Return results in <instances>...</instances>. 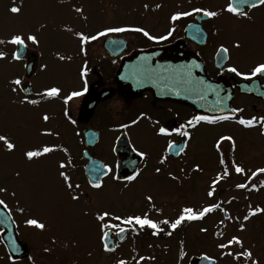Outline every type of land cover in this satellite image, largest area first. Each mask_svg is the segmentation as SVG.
I'll return each mask as SVG.
<instances>
[{"label":"flooded vegetation","instance_id":"flooded-vegetation-1","mask_svg":"<svg viewBox=\"0 0 264 264\" xmlns=\"http://www.w3.org/2000/svg\"><path fill=\"white\" fill-rule=\"evenodd\" d=\"M228 0H178V4H182L177 8V12L191 11L194 8H203L211 11H217L219 15L214 18H206L200 13H194L188 17H182L176 22H171V28L174 29L172 34L168 36L165 31L160 36H167V39L149 40L142 33L133 32L128 38L119 35V33H108L102 36L100 45L96 46V51L91 53V43L84 45V52H80V64L70 71L67 78H64L58 84H43L38 85L36 79L39 75H43L46 68L39 64V53L36 47L31 45L26 48L25 56L14 61L11 59V54L6 53L12 61L9 67L4 69V76L0 84V102L4 105L16 108L20 111L21 107L25 109L32 117L38 118V140L30 148H18L22 160L32 164L26 170V174L35 172V166L39 167V161L63 160L66 170L75 174V185L79 184L80 192L85 191L98 192L100 190H111L116 194V203L104 207L100 212L108 211L113 216L127 217L131 215H143L148 213L149 218L159 221L160 218H166V212L158 204H144L135 206L134 194L132 186L142 176L143 169L146 163L152 167L155 174L173 177V170L177 171L178 176H182V171L185 167H191L193 174L209 177V183L217 175L222 172L225 166H229L230 175L223 179L218 186V199L223 198L221 207L230 215L231 219H226L224 212L217 210L220 216V222L217 226L211 224L206 231V237L203 243L199 244L198 234L195 236V243L190 249L186 244L177 239L178 235L182 234L181 229H176L171 236L165 233L170 230L168 226L161 224L164 229L157 236H152L150 229H143L139 234H134L132 231L123 233V239L116 236L117 229L110 230L109 246L115 248L112 253H107L103 250V244L100 240V224L102 222L96 220V215L99 212H94L93 216L97 223L99 235V254L100 261L97 264H116L118 259H124L128 264H136L141 256L154 257L140 262V264H172L168 263L167 253L170 247L165 244L166 239H176L178 245L176 261L174 264H189L191 259H195L194 264H208V261L202 260V255H208L216 260V264H237L231 256L219 255L215 256L211 253L215 245L214 242L222 241L226 243L232 236L240 237L244 246L250 248L253 252V259L259 261V264H264V255H260L256 248L258 240L257 228L246 229L240 231V225L247 221L243 217L249 210V205L252 208L259 207L255 194L257 191H248L245 189H237L238 183H245L251 172L258 168H264V135H261L259 125L254 128H244L235 123L237 118H251L253 116H264V77H255L252 80H244L236 76L234 73L228 72L226 69L230 66H235L241 72H248L255 64L264 62V6L255 9H249L246 6L244 11L248 12V18L233 16L223 9L226 7ZM191 25V32L188 38H184L185 29ZM150 33V32H149ZM107 38H121L125 41V49L118 56H110L103 48V42ZM177 43L179 50L190 51L196 55L204 75L212 82H217L227 87L232 95L230 97V109H241L237 113H228L233 119L224 120L215 124H206L201 122L194 128H187L190 132V139L181 137L175 133L170 136H158L156 130L163 126L168 129L178 127L180 124H185L187 120L198 115L191 109L175 102L167 100L155 99L151 92L141 91L133 93L131 90L121 87V84L116 79V72L123 58L130 56L132 53L149 48L168 46ZM239 43L240 47L235 48L233 45ZM123 43L118 42V47ZM90 46V47H89ZM221 46L228 49L227 59H223L219 53ZM120 48V47H119ZM175 57V56H173ZM177 58V55H176ZM34 62L33 68L29 74L26 73L25 66ZM86 64L87 75L83 78L80 76L81 68ZM20 79L21 85L16 86L11 84L14 79ZM98 84L96 85V83ZM87 87V91L82 96L74 97L67 105L64 103V97L68 96L73 91H82ZM96 85L92 88L91 86ZM242 86V87H241ZM16 87L17 91L13 92L12 88ZM57 87L61 91L54 99L44 98L38 95L45 89ZM112 91V95L104 100H100L93 104L94 96L102 92ZM105 94V93H104ZM27 96L28 99L39 101L36 105L21 103ZM81 108L90 110V117L86 123L78 121V113ZM65 112L68 115H65ZM48 115L49 120L45 122L42 117ZM137 121L133 124L132 121ZM127 124L129 127L122 128L121 125ZM201 130L209 133L207 142L197 139V135ZM45 131H50L53 135H43ZM91 132L90 139L87 132ZM220 136H231L235 141V151L232 150V145L229 141H223L220 144V151L217 152L215 143ZM73 141L76 142V147H73ZM122 146L126 143L129 147V155L133 159L137 155L132 152L135 147L138 151L145 152V158L139 157L135 163L133 173L139 172L137 178L133 181H128L121 178L119 175V166L125 161L119 156L115 149L117 142ZM169 141L183 147L184 142H187L185 151L180 155H175L174 150L166 151ZM45 145L57 146L55 152L49 153L46 156H41L33 161H27L24 152L34 150ZM142 145V146H140ZM207 145L210 149L208 161L197 163L195 156L197 150ZM144 147V149L142 148ZM167 155V160L164 164H160L161 156ZM223 156L225 165L220 164V158ZM89 158L107 165L111 169L107 175L100 179L102 187L100 189L91 188L86 176L85 167L89 162ZM242 166L245 169V175H239L231 169V164ZM199 165L200 171H195ZM44 170V167H39ZM160 168V173H156L155 169ZM103 173L104 169H99ZM24 175V174H23ZM190 176V175H189ZM113 177H116L115 179ZM177 177V175H175ZM22 181H26L28 185L34 184L33 177L27 178L21 176ZM264 181V174H259L250 181V184L259 185ZM223 185L222 187H220ZM1 187V185H0ZM264 187H259V190ZM242 191L244 194L237 196L236 192ZM176 197L179 194L176 192ZM85 193V197H88ZM169 195L167 199L171 198ZM2 199V193H0ZM231 200L230 203L227 201ZM264 201V199H263ZM264 204V203H263ZM173 207V201H171ZM7 210V209H6ZM238 218V219H237ZM249 221V220H248ZM14 229V223L11 220ZM109 223L118 224V221L109 220ZM223 222V223H221ZM121 227H125L121 225ZM0 227V234L3 232ZM15 233V229H14ZM222 233V235H221ZM196 234V232L194 233ZM192 235V237L194 236ZM224 235L228 236L224 240ZM19 245H26L27 252L18 259H12L8 250L1 240L0 242L5 248L6 255L10 260V264H50L54 260L49 259L47 252L32 251L30 247L17 238ZM169 244H172L170 242ZM220 244V243H219ZM220 251H239L238 246H233L230 249H220ZM181 250L185 253L181 259ZM250 264V262H249Z\"/></svg>","mask_w":264,"mask_h":264},{"label":"rangeland","instance_id":"rangeland-1","mask_svg":"<svg viewBox=\"0 0 264 264\" xmlns=\"http://www.w3.org/2000/svg\"><path fill=\"white\" fill-rule=\"evenodd\" d=\"M158 4L161 7L157 8ZM145 5L148 7L145 8ZM181 5L178 4V0H0V39L6 41L14 34L36 35L39 40V44L36 45L39 64L46 68L43 75L37 77L36 83L58 84L67 78L72 68L81 63L80 42L74 35L75 32L92 36L112 27H141L150 32V35L160 36L170 30V16L177 12ZM13 6L20 8V11L11 13L9 9ZM77 7L82 9L81 13L74 11ZM66 28L73 31L68 32ZM132 33L127 31L119 35L128 38ZM101 39L102 36L89 42L91 53L97 50L96 46L100 45ZM13 50L14 45L0 44V51L5 54H10ZM59 56H64L65 59L60 60ZM11 61L6 55L5 59L0 60V84L4 69L11 65ZM38 127V118L32 117L23 107L18 111L0 102V135L6 136L16 146L9 152L3 146V142H0V185L7 189L2 193V199L8 206L7 212L14 223L15 235L32 251L47 252L49 259L54 260L50 264H97L101 257L98 250V226L93 214L100 213L107 205L115 204L116 194L111 190L85 191L82 194L78 188L74 194L79 195V200H71L58 173L65 171L73 185L75 174L66 169H59L62 159L51 162L39 161V167L43 166L44 170L35 166V172L26 174V170L32 164L22 160L23 156L20 155L18 148H30L37 142ZM208 136L207 131L201 130L197 139L207 142ZM73 147H76L75 141ZM209 152L207 145L197 150L195 162L208 161ZM168 173L177 175L176 179L155 174L149 162L146 163L142 176L132 186L135 206L148 204L145 197L151 195L153 202L166 212V218L163 219L171 221L176 218L182 207L199 208L210 203L223 202L224 194L223 198L221 196L218 199L220 194L218 186L215 195L212 198L207 197L209 177L201 176L199 173L193 174L190 166L185 167L182 176H178L179 173L175 170ZM21 176L29 179L33 177L34 184L29 186L26 181L21 180ZM176 192L179 198L176 197ZM85 193L90 195L85 197ZM172 194L174 196L167 199ZM242 194H244L242 191L236 192L237 196ZM255 196L258 206L264 209V188L258 190ZM19 209L24 211L21 212ZM31 218L44 223L45 229L28 226L25 221ZM163 219L160 218L159 221ZM219 222L220 216L217 211L207 215L203 220L185 222L177 228L182 230L177 239L192 249L197 234L200 236V245L206 238L201 237L205 236L206 232H201L200 229L205 228L208 231L211 224L215 227ZM244 226L246 229L253 227L259 229L256 248L260 255H264V212L252 216ZM226 237L228 236L224 235V240ZM164 240L170 247L167 253L168 263L174 264L178 247L176 239ZM170 242L172 244H169ZM221 242H214L211 253L215 256L224 252L217 247ZM0 264H10L1 242Z\"/></svg>","mask_w":264,"mask_h":264},{"label":"snow or ice","instance_id":"snow-or-ice-1","mask_svg":"<svg viewBox=\"0 0 264 264\" xmlns=\"http://www.w3.org/2000/svg\"><path fill=\"white\" fill-rule=\"evenodd\" d=\"M245 6L249 9H255V8L260 7V6H264V0H228V3L226 5V7L223 9V11H225V12H227L233 16H236V17L248 18V12L243 10ZM147 7L148 6L145 5V8H147ZM156 7L159 8L161 6L158 4V5H156ZM9 11L11 13H18L20 11V8L13 6L9 9ZM74 11L77 13H81L82 9L77 7L74 9ZM194 13H200L204 17L209 18V19L217 17L219 15V13L217 11H211V10H207V9H203V8H194L191 11H183V12L173 13L170 16V21L174 23V22L180 20L182 17H188V16L193 15ZM189 27H191V25ZM65 30L68 32L73 31L71 28H66ZM173 30L174 29H170L168 31L167 35L170 36L172 34ZM127 31L142 33L143 36L147 37L149 40L167 39V36L154 37V36L150 35L148 31L144 30L141 27H133V28L112 27V28H107L104 31L98 32L96 35H92V36L85 35L82 32H75L74 35L78 38V40L80 42V51L84 52L85 51L84 45L89 43L90 41L98 39L100 36H106L108 33H121V32H127ZM27 42H30L32 45H38L39 44V40H38L37 36L33 35V34H27V35L14 34L10 37V39H8L6 41L0 39V44H10V45L16 46V51L12 52V54H11V59L14 61H18L22 58V53L27 48ZM113 43H116V42L114 41ZM233 46L235 48L240 47L239 43H237ZM219 53L223 54L222 55L223 59H227L228 49L226 47L221 46L219 49ZM3 59H5V53L3 51H0V60H3ZM59 59L63 60V59H65V57L59 56ZM226 70L230 73H234L236 76L241 77L244 80H252L255 77H264V62H260V63L255 64L248 72H241L235 66H230ZM86 75H87V66L85 64L81 68L80 76H81V78H83ZM11 84L16 85V86H20L21 80L18 78L14 79L11 81ZM12 91L16 92L17 88L16 87L12 88ZM60 91L61 90L57 87H51V88L45 89L42 93H39L38 95H40L41 97H44V98L54 99L59 95ZM85 91H87L86 85L82 91L71 92L68 96L64 97L65 105H67V103L71 99H73L74 97L82 96ZM21 103L36 105L39 103V101H37L35 99H28L27 96H25V98L21 101ZM239 111H242V110L241 109H231L232 113H237ZM65 115L67 116L68 113L65 112ZM42 119L45 122H47L49 120V117H48V115H44L42 117ZM231 119H233V117L231 115H221V116L195 115L191 119L187 120L185 124H180L178 127L173 128L171 130L166 128V127L161 126L156 130V134L158 136H170L173 133H175L181 137H185V138L190 139V132L186 130V127L187 128H194L198 124H200L201 122L206 123V124H215V123H218V122H221L224 120H231ZM132 123L135 124V123H137V121L134 120V121H132ZM235 123L243 126L244 128H254V127H257V125H259L261 128L260 134L264 135V116H261L259 118L256 116H253V117L247 118V119L240 117V118H237L235 120ZM121 127L127 128V127H129V125L124 124V125H121ZM42 134L43 135H53V133L50 131H45ZM223 141H229L232 145V150L235 151L236 145H235V141L233 140V138L231 136H220L219 139L215 143V148H216L217 152L220 151V144ZM0 142H3V146L9 152L13 151L16 147L15 144L12 143L4 135H0ZM186 147H187L186 141L184 142L183 147L178 146V145L174 144L173 142L169 141L166 151L174 150L175 155H180L185 151ZM56 150H57V146L45 145L41 148L25 151L24 156L27 159V161H33L36 158H39L41 156H46L47 154L55 152ZM132 152L141 158H145L147 155L145 152L138 151L135 147L132 148ZM166 160H167V155H163V156H161L159 163L164 164L166 162ZM219 162L221 165H225V160H224L223 156H221ZM131 163L133 165H135L136 161L133 160V161H131ZM66 166L67 165L65 163L60 162L58 167H59V169H65ZM230 167L232 170H234V172L236 174H239V175H245L246 174L245 169L242 166L236 164L235 162H233ZM103 169H104V171H103L104 175H107V173L111 171V169L108 168L107 165H104ZM194 170L200 171L199 165H197ZM92 171L94 173H97L100 170L97 169V167L94 165ZM155 171H156V173H160L161 169L156 168ZM259 174H264V168H258L255 171L251 172V175L248 176L247 181L245 183H238L235 185V187L237 189H245L248 191L259 190V187H264V181H261L259 183V185L250 184V181ZM17 175H19V173H17ZM58 175L62 179L63 184L66 187V190H68V193L70 195L71 200H73V201L79 200V195L74 194V191H75V189H78L80 187V185L79 184L73 185V183L70 180L69 175L66 174L65 171H59ZM138 175H139V172H134L133 175L127 176L126 179L128 181H133L137 178ZM229 175H230L229 166H225L223 168L222 172L217 173V175L211 180L208 191L206 193L208 198H212L215 195L216 185L219 184L223 179L227 178ZM113 178L115 179L116 177H113ZM172 179H176V177L173 176ZM89 184H90L91 188H93V189H100L102 187V183L100 182L99 175H97L96 180H90ZM6 191H7L6 188L0 187V193H4ZM12 195L14 196L15 193H12ZM145 199L149 202V204H152L153 197L151 195L146 196ZM227 202L230 203L231 200H229ZM0 207H2L4 209L8 208L5 200L0 199ZM19 210L21 212L24 211L23 209H19ZM217 210L224 212V216L226 219H231L230 215L221 207V203H210V204L201 206L199 208L192 207V206L182 207L180 209L178 215L176 216V218L171 220V221L169 219H163V220H160L159 222H157L153 219H150L147 212H145L142 216L141 215H131V216H127V217H121V216H113L108 211H103V212L98 213L95 218L97 221L102 222L100 224V232H101L100 240L103 244V250L107 253H112L115 251V248L109 246L108 240H109V236H110V230L113 228L117 229V231L115 233L116 236L123 239V235H122L123 233L130 230L134 234H139V231L143 230L145 228L151 230L150 234L152 236H157L161 232H164V229L160 227V225L163 224V225L168 226V228L171 229V231H168L165 233L166 235L171 236L172 233L177 228H179L183 223H185V222L191 223L194 221L203 220L207 215H209V214H211ZM261 212H264V209H262L260 207L252 208V206L249 205V210H248L247 214L243 217V220L248 221L252 216H255ZM109 220L118 221L119 223L118 224H112V223L108 222ZM25 223L28 226L35 227V228L40 229V230H44L46 227V225L44 223L40 222L39 220H37L35 218L26 219ZM221 223H223V222H221ZM121 225H123L125 227H121ZM239 230L240 231L244 230V224L243 223L240 225ZM200 231L206 232L207 229L201 228ZM221 235H222V233H221ZM234 245L238 246L240 250L235 251V252H233V251L222 252L221 255L231 256L232 259L237 262V264H249V262H250V264H259L258 260L253 259L252 250L250 248L245 247L243 240L238 236H232L226 243H220L217 245V247L220 249H230ZM13 250L18 251V249H15V248ZM45 251H48V249H45ZM184 255H185V253L181 250V259H183ZM200 258L202 260L208 261V264H216V260L212 257H209L208 255H202ZM147 259H154V257H143V256H141L138 260H136V264H140L141 261L147 260ZM116 264H128V262L124 259H118L116 261Z\"/></svg>","mask_w":264,"mask_h":264},{"label":"water","instance_id":"water-1","mask_svg":"<svg viewBox=\"0 0 264 264\" xmlns=\"http://www.w3.org/2000/svg\"><path fill=\"white\" fill-rule=\"evenodd\" d=\"M190 32L191 27L188 26L185 29L184 38H188ZM114 41L116 43H113ZM118 42L123 43L119 46L120 48ZM125 47L126 45L121 39L108 38L103 42V48L113 57L122 53ZM24 54L25 50L22 57ZM33 64L32 61L26 66L27 74L32 70ZM116 79L121 87L129 89L133 93L148 90L152 92L155 99L175 102L192 109L200 115L220 116L229 112L232 92L230 93L227 87L222 84L208 80L204 76L196 56L192 52L182 53L177 43L137 51L123 58L117 69ZM96 85L91 86L89 93ZM111 95L112 91L102 92L97 97L94 96L93 104ZM90 114V110L81 108L78 113V121L86 123ZM87 136L90 139L91 132L88 131ZM115 151L125 161L119 166L120 177L125 178L131 175L135 166L131 161L135 160L137 162L139 158L133 159L129 155L128 145L122 146L119 141ZM94 165L97 169L102 167L100 162L89 158V162L85 167V176L88 182L96 180L97 175H99V179L103 176V173L92 171ZM0 227L4 229V232L1 233L2 242L7 247L11 258L15 260L25 254L27 246H20L16 242L11 219L2 207H0ZM14 248L18 251H14ZM194 262L195 259H192L189 264H194Z\"/></svg>","mask_w":264,"mask_h":264}]
</instances>
